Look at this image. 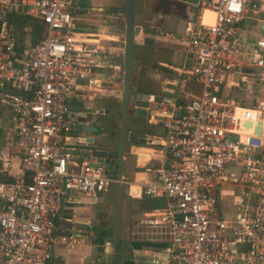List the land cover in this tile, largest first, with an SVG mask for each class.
<instances>
[{"label":"built area","instance_id":"obj_1","mask_svg":"<svg viewBox=\"0 0 264 264\" xmlns=\"http://www.w3.org/2000/svg\"><path fill=\"white\" fill-rule=\"evenodd\" d=\"M196 6L201 15L180 43L198 91L147 108L177 164L141 182L142 195L165 202L134 220L129 237L150 264H264V0ZM81 10V0H0V104L11 108L19 148L15 173L14 157L0 150V264H51L54 245L93 240L91 230L57 231L64 195L95 201L117 183L95 159L71 160L73 146L86 145L72 100L98 95L119 55L88 36ZM108 16L122 29L123 12ZM225 184L241 189L233 216L221 208Z\"/></svg>","mask_w":264,"mask_h":264},{"label":"crops","instance_id":"obj_2","mask_svg":"<svg viewBox=\"0 0 264 264\" xmlns=\"http://www.w3.org/2000/svg\"><path fill=\"white\" fill-rule=\"evenodd\" d=\"M146 4L147 1L144 0L140 13H138L136 7V14L137 18L143 17L145 24L160 27V31L156 33L154 38V43L149 45L156 48V60L147 66L143 65L141 60L135 59L134 67L136 71L132 74L131 79L140 70L144 69L149 83L145 86L141 84V89L136 83H132V85L137 91L149 94V105L152 104L153 96L157 100L164 96H176L182 100V90H190L195 93L198 88L190 83L183 73L189 66V57L186 46L181 44L180 40L187 37V23L197 22L201 11L196 3L192 4L179 0H151V10L147 13V11L145 12ZM81 6L82 19L80 23L82 27L89 34L96 36L98 40L105 38L103 39L105 43L111 41L114 44L111 53L118 52V34L105 33L104 29L113 22L112 17L108 14L113 10L122 9L123 6H121L120 0H81ZM204 15L205 13L203 14V20ZM106 17H111V19ZM141 39V36L137 37L136 43L142 44ZM159 55L166 56L168 61L158 58ZM119 57V55L114 56L116 64L121 62L117 61ZM119 73H121L119 69L114 67L111 77L103 83V88L98 95L93 98H75L71 103L78 110L81 123H88L94 117H97V122L102 128L100 133L94 137L100 140L105 139V134L108 133L103 127V121H111L113 127L116 128L114 117L117 113V102L120 98V93L116 90L117 82H120ZM147 108L146 111L141 110L138 113L141 117H146L145 123L134 120L135 123H140L142 128L130 127L127 131L137 130L138 132H144L146 136L157 135L158 141L153 144L145 143L144 146L128 142L123 155L124 202L125 199L129 200L130 205L133 206L129 210L133 218L128 222L126 221L127 209L123 205L121 234L118 239H114V194L113 196L110 195V190L101 194L95 201L80 193L66 192L57 219V231L59 233H74L82 230L81 225H87V230H91L95 238L90 242L87 240L82 241L71 247L63 243L54 245L51 264H113V262L115 264H150L151 253L144 251L143 245L130 240L129 229L131 223L142 218L145 212L162 207L165 199L162 196L142 195L140 184L142 181H155V170L157 168L175 165L177 161L162 145L163 128L154 119H149ZM14 127L10 106L0 104V150H8L14 157L15 167L13 172L15 173L19 163V148L15 142ZM115 128L111 130V134L115 132ZM84 135L86 137L90 136L89 134ZM73 148V158L71 160L79 164L83 159H86L84 149L87 146L76 144ZM140 149H146L149 152H138ZM139 157H143V159L140 161ZM146 168H150V170H145ZM226 185L233 190L234 187L229 184L223 186ZM111 186L113 189L115 188V184ZM221 208L223 209L222 204ZM232 210V215L228 216H233L237 212V204ZM101 226H104L102 233L99 231V228H102ZM105 242L110 243L105 244Z\"/></svg>","mask_w":264,"mask_h":264},{"label":"water","instance_id":"obj_3","mask_svg":"<svg viewBox=\"0 0 264 264\" xmlns=\"http://www.w3.org/2000/svg\"><path fill=\"white\" fill-rule=\"evenodd\" d=\"M182 2H190L195 4L197 0H179ZM118 11L123 12V27L117 29L115 23H119L117 19H113L110 25L106 26L104 29L105 33L112 34H122L123 35V44L118 46L119 56L121 57V62L116 64L114 62V57L111 56L112 69L104 70L106 75H110L113 72V68L117 67L120 72H122V79L120 82H117L118 92L120 93L121 103H120V118L118 123V141L115 144L111 137L112 135L106 133V137L100 140L94 136H97L100 133V127L97 120L94 118L88 123H81L80 127L77 129L78 133L89 134L90 136L86 137L84 149V155L86 159L94 158L98 165H112L114 163L118 164V170L106 169L107 174L111 178H115L117 183L114 188V211H113V235L114 239H118L121 234L122 224H123V205L125 197V185L122 182V168H123V155L126 147V140L133 142L138 146L145 145V133L137 131H127L125 129L126 122L130 112H134L136 115L135 121L146 122V117H141L138 113L141 110L146 111V108L149 105V94L137 91L136 88L132 85L131 76L135 73L136 69L134 67L135 59L133 57V52L135 50L136 38L142 37V44L150 45L154 43V38L156 33L160 31V27L154 25H147L143 21V17L140 16L137 18V8L135 0H124V5L122 9ZM109 18V17H106ZM105 20V19H104ZM103 20V21H104ZM113 23V24H112ZM108 44L114 45L111 41H108ZM153 101H156V97L153 96ZM260 128L257 127V132L259 133ZM127 135V137H126ZM116 149L115 155H113L114 148ZM115 156V157H114ZM5 177L6 174L3 173ZM82 230H87L88 226L81 225ZM115 264V262H113Z\"/></svg>","mask_w":264,"mask_h":264},{"label":"rangeland","instance_id":"obj_4","mask_svg":"<svg viewBox=\"0 0 264 264\" xmlns=\"http://www.w3.org/2000/svg\"><path fill=\"white\" fill-rule=\"evenodd\" d=\"M135 1H136V7L138 8V13H140V11L142 10L143 4H144V0H135ZM146 1H147V4H146L147 6L145 7V12L147 11V13H148V11L151 10V0H146ZM120 4H121V6H123L124 5V0H122V1L120 0ZM120 42H121V40L119 39L118 43L120 44ZM119 46H121V45H119ZM155 49H156L155 47L152 48L149 45L136 44L135 45V50L133 52V57H134V59L141 60L143 65H147L148 66L149 64H152L156 60V56H155L156 50ZM158 58H160L162 60H165V61L166 60L168 61L166 56L159 55ZM117 61L120 62L121 58L119 57L117 59ZM119 77H120V81H121L122 72L119 73ZM131 81H132V83H136L140 89L142 88L141 84L145 86V85H148V83H149V79L146 78V74H145L144 69L140 70L139 73L134 75L133 78L131 79ZM120 99H121V97L119 98V101L117 102V108H116L117 109V113H115V114L119 113L120 103H121ZM103 123H104L103 127H104L105 131L108 132V135L111 134L112 133L111 130H113L115 128V127H113L112 122L109 121V120H105V121H103ZM130 127H134V128H138V129L142 128L140 123H138V122H136V123L135 122H130L127 119L125 129L127 130ZM116 130H117V126L115 128V131ZM105 138H109V137H105ZM111 140L113 141L115 139L113 137H111ZM142 159H143V157H139L140 161ZM132 169H134V167H132ZM109 190H110V195L113 196V194H114L113 187L111 186L109 188ZM240 191H241L240 188L235 187L232 190L231 187L229 188L228 185L223 186L221 188V204H222V207H223L224 214L232 215V213H233L232 209H234V207L238 203L237 201L239 200L238 197H240V195H239ZM124 206L127 209L126 221L128 222L130 219L133 218L131 216L130 212H129V210H131L133 206H131L130 205V201L126 200V199H125V202H124Z\"/></svg>","mask_w":264,"mask_h":264},{"label":"flooded vegetation","instance_id":"obj_5","mask_svg":"<svg viewBox=\"0 0 264 264\" xmlns=\"http://www.w3.org/2000/svg\"><path fill=\"white\" fill-rule=\"evenodd\" d=\"M136 115H137V114H135L134 112H130V113H129V116H128V120H129L130 122H134ZM119 118H120V114L118 113V114H116L115 117H114V120H115V122H116V125H115V126H117V130H116L113 134H111L112 137L115 139V140H113V142H114L115 144H116L117 141H118V134H119L118 123H119ZM128 131H137V130H128ZM137 132H138V131H137ZM126 137H127V135H126ZM128 142H130V141H127V140H126V143H128ZM130 143H132V142H130ZM116 149H117V148L115 147L114 150H113V155H115L114 153H116ZM114 157H115V156H114ZM104 167H105V169H114L115 171L118 170V164H117V163H114V164H112V165H105ZM122 170H123V168H122ZM115 185H116V183H115Z\"/></svg>","mask_w":264,"mask_h":264},{"label":"bare ground","instance_id":"obj_6","mask_svg":"<svg viewBox=\"0 0 264 264\" xmlns=\"http://www.w3.org/2000/svg\"><path fill=\"white\" fill-rule=\"evenodd\" d=\"M210 17H211V13L209 11H206L205 12V15H204V20L205 21H210ZM88 36H90L91 38L95 39V40H98L96 36L92 35V34H88ZM18 42V40H17ZM138 152H146L148 153L149 150H146V149H140ZM151 153V152H150Z\"/></svg>","mask_w":264,"mask_h":264},{"label":"trees","instance_id":"obj_7","mask_svg":"<svg viewBox=\"0 0 264 264\" xmlns=\"http://www.w3.org/2000/svg\"><path fill=\"white\" fill-rule=\"evenodd\" d=\"M37 32H41V28H37V25H34V26H32V35H34V41H36V38H35V34L37 33ZM102 228H99V231L102 233L103 232V229H104V226H101Z\"/></svg>","mask_w":264,"mask_h":264}]
</instances>
